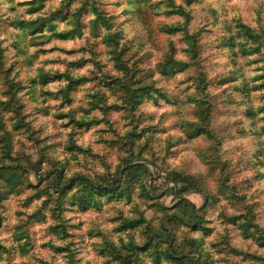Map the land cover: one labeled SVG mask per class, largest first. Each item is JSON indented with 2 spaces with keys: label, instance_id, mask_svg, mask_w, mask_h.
<instances>
[{
  "label": "clouds",
  "instance_id": "obj_1",
  "mask_svg": "<svg viewBox=\"0 0 264 264\" xmlns=\"http://www.w3.org/2000/svg\"><path fill=\"white\" fill-rule=\"evenodd\" d=\"M0 264H264V0H0Z\"/></svg>",
  "mask_w": 264,
  "mask_h": 264
}]
</instances>
